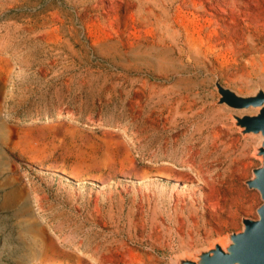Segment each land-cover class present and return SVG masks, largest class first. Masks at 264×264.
Masks as SVG:
<instances>
[{"label":"rangeland","instance_id":"rangeland-1","mask_svg":"<svg viewBox=\"0 0 264 264\" xmlns=\"http://www.w3.org/2000/svg\"><path fill=\"white\" fill-rule=\"evenodd\" d=\"M201 1L0 0V264H48L32 226L71 256L58 255L62 264L87 258L93 264H169L175 255L240 230L242 217L257 218L262 201L245 180L260 164L252 155L259 139L239 133L234 110L218 102L214 83L241 94L264 84V28L253 40L258 52L229 49L219 20L225 2ZM240 40L250 42L246 35ZM131 49L148 55L134 57ZM161 52L174 59L164 73L154 62ZM63 114L78 126H122L139 161L167 160L165 169L200 182L202 170L210 187L215 173L223 177L234 168L204 157L207 140L200 136L217 134L218 150L230 144L244 152L232 186L238 200L226 201L227 184L216 182L219 193L203 206L199 192L176 203L170 183L157 181L163 193L153 203L171 230L169 239L152 233L139 184L98 191L58 175L43 181L35 173L25 186L28 170L19 161L16 133ZM203 119L208 124L196 131ZM188 161L195 167L185 168Z\"/></svg>","mask_w":264,"mask_h":264},{"label":"water","instance_id":"water-1","mask_svg":"<svg viewBox=\"0 0 264 264\" xmlns=\"http://www.w3.org/2000/svg\"><path fill=\"white\" fill-rule=\"evenodd\" d=\"M135 51L131 49L130 53ZM214 87L218 102L234 110L230 116L239 133L259 139L252 155L260 164L252 169L245 184L258 191L262 202L257 218L242 217L240 230L214 239L210 246L175 255L169 264H264V85L257 83L245 94L222 85L218 79ZM16 138L23 147L19 161L28 170L21 180L25 186L37 173L43 181L58 175L76 185L102 191L115 184H139L158 171V164L136 158L133 138L122 126H78L63 114L19 130Z\"/></svg>","mask_w":264,"mask_h":264},{"label":"bare ground","instance_id":"bare-ground-1","mask_svg":"<svg viewBox=\"0 0 264 264\" xmlns=\"http://www.w3.org/2000/svg\"><path fill=\"white\" fill-rule=\"evenodd\" d=\"M223 1L225 2L227 7H225L224 10H221L222 12L220 11L221 13L219 15V20L221 22H223L225 25L224 31L222 33L223 34L222 37H224V40H225V45L229 49L233 48V49H236L237 51L241 50L242 52L248 51L251 53L258 52L259 48L257 47V45L255 43H253V40L255 39V36L260 31V29L264 28V0H223ZM213 2H214V0L201 1L202 4H209V5H212ZM243 35H246V37L248 38V40H250V42H247L245 40L243 42H241L240 38ZM161 53H160V56L157 57V59H154V62H155L156 69H157L156 71L159 73H164L165 71L168 70L170 63H172L174 61V59H172V57L167 55V54L164 55V53H162V54ZM145 55H148V53L145 50H143V51L140 50V51H137L133 54L134 57H138V58H142ZM260 80L262 81V83H264V77H260ZM262 85H264V84H262ZM216 112H217V110H216ZM216 112H213L208 118L214 117ZM212 120H213V118H212ZM205 124H208V120L204 121V119H203L202 121H200V123L197 124V127H195L194 129L196 131H198ZM28 135H29V132L25 133V136H28ZM200 137H201L200 138L201 142H202V140H205V141L207 140L206 144H203L201 146V148L203 150L202 153L205 155L204 157H208L211 155L212 158H214V160L220 159V161L227 164V170H228V168L234 167L226 175L223 174L224 175L223 177L221 175H219L218 173H215V176L212 178V184L214 185V183L216 184V182H218L220 184L225 182L227 184V187L222 189L223 194H221V195L224 196L227 193H229V195H231V197L227 198L226 201H230V202L237 201L238 199L235 197V194H234L235 192L233 190L234 188L232 186H233V184H235V181L237 180L238 174H240L239 168H240L241 164L242 165L245 164V158H243L244 152L241 150L237 151L236 147L234 149V147L230 144H226L222 148L220 147V149L218 150L217 148L219 146L217 143L219 142V136L217 134H213V135H210L208 137H206V136H200ZM203 138H205V139H203ZM199 144H201V143L199 142ZM221 145L222 144H220V146ZM166 162H168V161L167 160H159V161H157L156 164L161 165V163L164 164ZM182 164L184 165L185 168L191 169V168L195 167L194 162H192V161H188V162L182 163ZM203 173L204 172H202V170L199 171V174L202 176V180L200 182L197 180L196 177H194L193 175H190L187 172L185 173L183 171L173 170L172 168H171V170L165 169L164 167L160 166V167H158V171L156 173L145 177L142 180V182H139L138 189H141L142 193H143L142 206L144 207L145 210L149 209L148 218H149V222H150V226H151L150 229H152V233H154L155 236H157L159 234L161 237L162 235H165V233H166L169 239L171 237L170 228L167 230L164 229L163 222L158 220L157 204H156V202L153 203V201H155L156 197H158L159 195H161L163 193V191L157 187L156 182L157 181L161 182V180H162L165 183H167V182L170 183V185H171L170 195H171V198L176 203L179 202L180 200H185L186 195H189L192 193L196 194L198 192L201 193L203 195V200L201 199L202 203H200V204H201V206H203L204 205L203 203L206 200H208V196L211 193H213L214 191L215 192L217 191V188L215 187L216 185H214V186L211 185L212 187H210V183H211L210 180L211 179L209 180L206 176L203 175ZM165 183H162V184H165ZM136 187L137 186H135L133 188H136ZM143 188L148 190V194L144 193L145 190L143 192ZM217 192L219 193V191H217ZM213 196H215V195H213ZM140 204H141V202H140ZM187 204H189V202ZM190 204H192V203H190ZM206 208L207 207H204V210ZM205 215H206V213H205ZM141 223H142V221H141ZM208 223L210 224L209 220H208ZM142 225H143V223H142ZM155 225H156V227H155ZM32 227H34V230L37 231V233L40 237V239H39V247L40 248H39L38 253L44 257V260H46L48 264H62L61 262H58V259H59L58 255L65 256V257H67L66 259H68V260L71 259L70 258L71 256L67 255L66 253H62V252L58 251L55 242L50 240L45 235V233L43 232V230L41 228L36 227V226H32ZM156 233H158V234H156ZM184 238H185V236L179 237L180 244L183 243ZM164 242H165V240H164ZM75 262H76L75 264H93V260L88 259V258L82 259V260L76 259ZM100 263L103 264L104 259L103 260L100 259Z\"/></svg>","mask_w":264,"mask_h":264}]
</instances>
